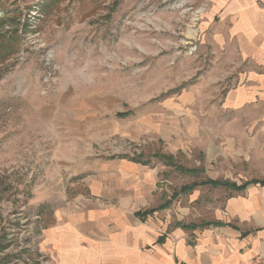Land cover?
Instances as JSON below:
<instances>
[{
	"label": "crops",
	"instance_id": "crops-1",
	"mask_svg": "<svg viewBox=\"0 0 264 264\" xmlns=\"http://www.w3.org/2000/svg\"><path fill=\"white\" fill-rule=\"evenodd\" d=\"M190 1L213 66L166 112L131 108L114 131L91 122L90 157L71 153L56 181L62 197L44 201L55 204L38 235L46 264H248L264 255V0ZM112 137L161 145L171 161L193 157L194 167L166 166L197 172L175 169L184 183L171 189L147 161L156 153L114 155L104 148Z\"/></svg>",
	"mask_w": 264,
	"mask_h": 264
},
{
	"label": "rangeland",
	"instance_id": "rangeland-1",
	"mask_svg": "<svg viewBox=\"0 0 264 264\" xmlns=\"http://www.w3.org/2000/svg\"><path fill=\"white\" fill-rule=\"evenodd\" d=\"M199 20L190 0H0V264L47 263L38 235L55 204L44 201L62 197L56 181L71 153L90 157L92 121L114 131L118 113L166 112L163 104L200 83L213 64ZM105 144L129 158L162 149L146 139ZM147 161L163 167L171 189L184 183L166 161Z\"/></svg>",
	"mask_w": 264,
	"mask_h": 264
},
{
	"label": "trees",
	"instance_id": "trees-1",
	"mask_svg": "<svg viewBox=\"0 0 264 264\" xmlns=\"http://www.w3.org/2000/svg\"><path fill=\"white\" fill-rule=\"evenodd\" d=\"M130 114H131L130 112H127V113H118L116 116H117V118H127ZM154 157L166 161V163L168 165L169 164L172 165V163H171L172 161H171V158L170 157H166V156H163V155H160V154H157V153L154 154ZM175 169L177 171H179L180 173H187V174H196V172H197V171L184 170L183 168L177 167V166H175ZM206 184H211L212 186H215V187L221 185V186H226L228 188H234V189H236L234 185H228V184L220 183V182H206ZM195 186H196V184H193L190 187H185V188L181 189V192H188V191L192 190ZM241 188H238V189H241Z\"/></svg>",
	"mask_w": 264,
	"mask_h": 264
},
{
	"label": "built area",
	"instance_id": "built-area-1",
	"mask_svg": "<svg viewBox=\"0 0 264 264\" xmlns=\"http://www.w3.org/2000/svg\"><path fill=\"white\" fill-rule=\"evenodd\" d=\"M248 264H264V255L255 256Z\"/></svg>",
	"mask_w": 264,
	"mask_h": 264
}]
</instances>
